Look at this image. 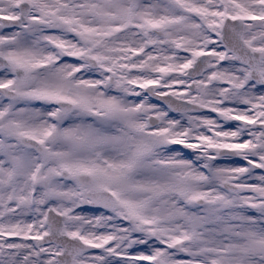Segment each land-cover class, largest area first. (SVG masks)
Segmentation results:
<instances>
[{
	"label": "snow or ice",
	"instance_id": "snow-or-ice-1",
	"mask_svg": "<svg viewBox=\"0 0 264 264\" xmlns=\"http://www.w3.org/2000/svg\"><path fill=\"white\" fill-rule=\"evenodd\" d=\"M0 264H264V0H0Z\"/></svg>",
	"mask_w": 264,
	"mask_h": 264
},
{
	"label": "water",
	"instance_id": "water-1",
	"mask_svg": "<svg viewBox=\"0 0 264 264\" xmlns=\"http://www.w3.org/2000/svg\"><path fill=\"white\" fill-rule=\"evenodd\" d=\"M259 171V170H258Z\"/></svg>",
	"mask_w": 264,
	"mask_h": 264
}]
</instances>
